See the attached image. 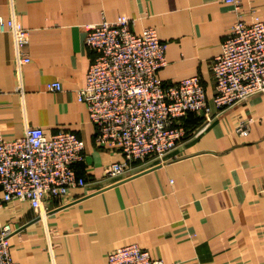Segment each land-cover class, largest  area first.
Masks as SVG:
<instances>
[{"label":"crops","instance_id":"crops-1","mask_svg":"<svg viewBox=\"0 0 264 264\" xmlns=\"http://www.w3.org/2000/svg\"><path fill=\"white\" fill-rule=\"evenodd\" d=\"M241 10L247 21L264 20V0H241ZM122 14L134 19L136 32L155 28L166 44L162 81L198 75L211 98L209 65L235 21L226 0H0V18L13 15L29 31L23 51L30 58L18 75L13 38L0 31V135L20 138L29 126L47 135L75 133L85 146L76 170L88 182L67 199L44 201L40 211L17 200L0 207V226L14 229L13 260L105 264L110 251L137 243L165 264H264V94L213 109L209 125L163 162L139 164L124 178L106 176L122 157L95 147L77 90L93 58L85 26ZM53 81L60 91L47 88ZM241 121L246 136L236 132Z\"/></svg>","mask_w":264,"mask_h":264},{"label":"built area","instance_id":"built-area-1","mask_svg":"<svg viewBox=\"0 0 264 264\" xmlns=\"http://www.w3.org/2000/svg\"><path fill=\"white\" fill-rule=\"evenodd\" d=\"M226 2L234 6L235 21L220 54L209 65L214 79L211 98L198 75L173 83L160 79L166 44L155 28L136 32L134 19L125 14L112 22L85 26L84 43L93 58L77 101L86 105L95 127V147L122 157L106 167L107 177H128L139 164L163 162L181 140L198 136L209 125L213 109L220 111L264 94V20L252 15L247 21L241 0ZM0 31L13 38L19 75L21 65L30 62L23 51L29 31L13 15L0 18ZM47 88L60 91L62 85L53 81ZM190 115L204 120L188 132L184 120ZM248 131L244 121L236 128L241 136ZM84 156V142L70 131L47 135L41 127L29 126L20 138L7 140L0 135V207L17 200L40 211L44 201L67 199L72 189L88 185L76 170ZM13 233L8 222L0 226V264H18L10 250ZM105 264L165 263L132 243L110 251Z\"/></svg>","mask_w":264,"mask_h":264},{"label":"trees","instance_id":"trees-1","mask_svg":"<svg viewBox=\"0 0 264 264\" xmlns=\"http://www.w3.org/2000/svg\"><path fill=\"white\" fill-rule=\"evenodd\" d=\"M201 122V118L190 115L187 119L184 120L185 128L190 132L194 127L198 126Z\"/></svg>","mask_w":264,"mask_h":264},{"label":"rangeland","instance_id":"rangeland-1","mask_svg":"<svg viewBox=\"0 0 264 264\" xmlns=\"http://www.w3.org/2000/svg\"><path fill=\"white\" fill-rule=\"evenodd\" d=\"M191 132V131H190ZM190 137V136H189Z\"/></svg>","mask_w":264,"mask_h":264}]
</instances>
